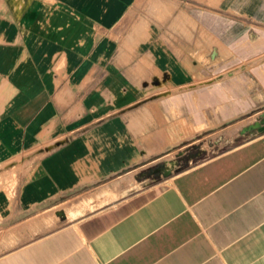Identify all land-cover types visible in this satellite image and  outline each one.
Returning a JSON list of instances; mask_svg holds the SVG:
<instances>
[{"label": "crops", "instance_id": "0c3cea01", "mask_svg": "<svg viewBox=\"0 0 264 264\" xmlns=\"http://www.w3.org/2000/svg\"><path fill=\"white\" fill-rule=\"evenodd\" d=\"M197 1L0 0V208L43 227L0 229V264H264V129L142 181L264 110V0L231 5L228 41L227 0Z\"/></svg>", "mask_w": 264, "mask_h": 264}, {"label": "rangeland", "instance_id": "374dc122", "mask_svg": "<svg viewBox=\"0 0 264 264\" xmlns=\"http://www.w3.org/2000/svg\"><path fill=\"white\" fill-rule=\"evenodd\" d=\"M198 2H199V5L205 9L214 8L213 0H200V1H197L196 3ZM225 2L229 5H227L228 7H224V6L222 7V12H221L222 22L220 23V25L222 26V30H223L222 34L223 36H225L223 39L228 41L231 35L230 30L232 29L233 25L234 26L235 24H237L238 26H240V24L244 25L246 24L245 21L249 22L250 20H246L247 18L244 15L240 14V13L244 14V12H240L238 13L239 15H235V13H232L233 11L231 10V8H233V6L231 5H234V4L240 5L244 9L245 0H240V1H235V2H233L232 0H227ZM212 10L215 11L214 9ZM213 18L214 17H212L211 20H213ZM262 22H263V19L261 15L254 16L253 18L254 33L252 34V36H250V34H248V36L246 34H243L244 36H243V39L241 40L243 42L241 43V45L243 46L246 41V36H247L248 41L252 40L253 51H254V63H257V64L258 62H262V60L264 59V28H263L264 24ZM207 24H209V22H207ZM232 35L234 34L232 33ZM239 35L241 34H238V36ZM243 48L238 50L239 57L245 55V49ZM208 52H211L210 55H213V50H208ZM244 65L245 63L239 64V68L243 67ZM260 111L261 112L257 111V112H253L245 116L243 120L240 122H237L239 121L237 120L235 122H232V124L230 125L211 129L205 132L202 136H200V139L195 144H193L188 150L186 148H181L167 155L164 158L171 159L174 162L172 163V166H169V168L173 167L174 169L173 171H176L178 169L176 167L177 165L182 166L181 164H179L180 160L186 157L198 159L200 156L202 157L207 154H214L217 151H219L218 149L219 146L229 143L230 140H233L237 136L243 135L244 137H248V136L256 135L258 132H261V130L264 129V110H260ZM234 125L237 127H235ZM184 151H188L186 156H184V158H181V159L178 158V156L182 154ZM18 160L20 162L19 157H18ZM163 160L165 162V159ZM164 164L166 165V162ZM15 170H12L9 176L0 177V191L6 189L7 182L9 185L16 183L18 179V175L16 172H14ZM17 211L18 210H14L10 214L7 208L6 209L0 208V229H5L6 232H9V235L13 233L15 236V238H13V236L11 237L12 240H8L4 242L1 245V248L8 249V248L15 247L25 241H28L36 237L43 230V227H39L35 230L30 229L29 226L26 225L28 221H24L18 224H10L12 221L14 222L18 219L24 218V216L26 215L25 213H19L16 215Z\"/></svg>", "mask_w": 264, "mask_h": 264}, {"label": "flooded vegetation", "instance_id": "af4514ba", "mask_svg": "<svg viewBox=\"0 0 264 264\" xmlns=\"http://www.w3.org/2000/svg\"><path fill=\"white\" fill-rule=\"evenodd\" d=\"M226 145L227 144L219 146L218 149L219 150H225V149H227ZM187 152L188 151H184L182 154H180L178 156V158H180V159L184 158V156H186ZM184 159L180 160L179 164L183 165ZM186 159H188V158H186ZM164 167H165V165H163V167L162 166H156L153 169L148 170L144 173V175L142 176V181L145 182L147 187H150V186L155 185V184L160 182V180L163 178V176H161V173H162V170L164 169ZM176 167L181 168L182 166L177 165Z\"/></svg>", "mask_w": 264, "mask_h": 264}, {"label": "water", "instance_id": "95a60500", "mask_svg": "<svg viewBox=\"0 0 264 264\" xmlns=\"http://www.w3.org/2000/svg\"><path fill=\"white\" fill-rule=\"evenodd\" d=\"M159 170V169H158ZM157 170V171H158ZM162 174H163V176H169L170 174H171V172H170V170L169 169H166V170H162Z\"/></svg>", "mask_w": 264, "mask_h": 264}, {"label": "built area", "instance_id": "2783aa9c", "mask_svg": "<svg viewBox=\"0 0 264 264\" xmlns=\"http://www.w3.org/2000/svg\"><path fill=\"white\" fill-rule=\"evenodd\" d=\"M164 165H165V164H164ZM164 168H165V169H163V171H164V170H166V169H169L171 173H172V172H173V170H174V169H173V167H171V168H167V166H166V165H165V167H164ZM161 176H163V174H162V173H161Z\"/></svg>", "mask_w": 264, "mask_h": 264}]
</instances>
